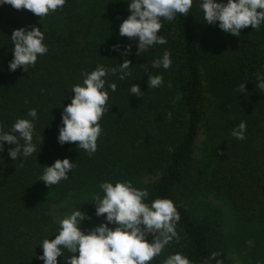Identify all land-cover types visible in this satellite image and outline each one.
<instances>
[{
  "label": "trees",
  "instance_id": "16d2710c",
  "mask_svg": "<svg viewBox=\"0 0 264 264\" xmlns=\"http://www.w3.org/2000/svg\"><path fill=\"white\" fill-rule=\"evenodd\" d=\"M129 2L66 0L63 10L41 20L28 10L0 5V125L9 131L17 119H32L27 116L30 108L37 111L33 121L37 153L12 161L8 149L14 145L6 143L0 152V264H43L35 258L42 255L39 245L59 231L50 213L53 205L67 202L72 210L90 216L80 224L85 232L92 222H105L103 216H95L94 196L103 197L98 185L106 181L113 185L131 181L133 187L146 189V203L156 198L174 202L180 214L176 225L180 239L149 264H163L177 252L192 264L217 260L229 264L216 216L193 209L187 194L194 178L195 142L206 118V93L217 104L210 131L219 136V144L213 149L205 189L244 223L261 228L256 237L239 239L238 247H243L248 261L264 264V92L256 88L257 73H264V25L258 31L249 26L239 37L232 36L218 24H206L200 0H193L189 15L161 21L158 35L167 39L166 44L138 55L131 47V53L122 57L111 46L118 44L123 50L136 40L119 35V25L130 14ZM30 25L44 32L48 52L38 56L34 68L11 72V34ZM165 51L171 53V67L153 68V60ZM124 58L131 61V76L123 81L119 73L106 77L117 89L109 90L110 110L100 120L103 132L96 153L90 157L75 143L60 145L61 113L71 102L73 85L83 84L81 73L98 65L118 67ZM155 75L163 77V85L148 88V76ZM243 82L246 93H239ZM132 84L139 85L143 97L131 96ZM178 94H182L179 100ZM241 121L247 124L243 141L230 135ZM64 158L75 163L69 179L46 187L39 180L43 167ZM213 252L220 255L210 260ZM58 264H65L62 257Z\"/></svg>",
  "mask_w": 264,
  "mask_h": 264
},
{
  "label": "clouds",
  "instance_id": "9594fccd",
  "mask_svg": "<svg viewBox=\"0 0 264 264\" xmlns=\"http://www.w3.org/2000/svg\"><path fill=\"white\" fill-rule=\"evenodd\" d=\"M5 4L16 10H28L41 20L58 10H63L66 0H0V5ZM192 6L193 0H130L127 9L130 14L119 25V35L129 40H137L136 55L152 46L164 45L167 39L158 35L163 27L161 21H172L177 14L187 16ZM199 7L206 24H218L220 30L235 37H239L241 30L249 26L258 31L261 25H264V0H227V3L222 0H200ZM10 39L12 60L8 64V70L11 72L18 68L24 72L30 67L34 68L38 56L48 52L47 45L43 43L44 32L35 25L13 30ZM131 47L129 44L121 50L116 44L111 46V50L127 57L131 53ZM130 64L131 61L124 58L118 67L105 68L98 65L91 72L81 73L83 84L73 85L71 93L74 95L61 113L62 126L59 127L57 137L60 145L75 143L90 157L96 153L97 140L103 132L100 120L110 110L107 103L109 90L115 92L117 89V85L108 83L106 77L119 73V80H125L131 76ZM171 65L169 51H165L161 58L152 62L153 68L165 70ZM256 79V88L264 92V73H257ZM163 82L161 75L148 76V88H159ZM238 92L246 93L244 82L239 85ZM130 93L134 97H143L144 94L138 84H132ZM181 95L178 94L176 99L179 100ZM171 115L169 112V119ZM27 116L32 119H17L9 131H4L0 125V152L4 151L5 143L14 145L8 149L12 161L37 153V147L33 143L36 109L30 108ZM246 130V122L241 121L232 129L230 135L243 141L246 139ZM20 140L24 141L23 145ZM42 141L41 135L40 145ZM74 167L75 163L70 162L68 158L57 159L51 166L43 167L39 180L50 188L68 180V173L72 172ZM98 187L104 195L94 196L95 216H103L105 222L85 232L81 230L80 224L84 220H91L86 213L78 209L68 215H62L59 219L58 234L54 239L46 238L41 242L39 246L42 248V255L36 256V259L43 261V264H58V257H62L65 264H149L174 239L179 241L176 225L180 221V214L172 200L156 198L146 203L148 191L133 187L131 181H118L115 185L106 181ZM109 225L115 227L110 228ZM149 235L152 237L151 241L148 240ZM219 255V252H213L209 259H216ZM163 264L192 262L187 256L177 252L168 255ZM216 264H222V261L217 260Z\"/></svg>",
  "mask_w": 264,
  "mask_h": 264
},
{
  "label": "rangeland",
  "instance_id": "374dc122",
  "mask_svg": "<svg viewBox=\"0 0 264 264\" xmlns=\"http://www.w3.org/2000/svg\"><path fill=\"white\" fill-rule=\"evenodd\" d=\"M131 46L137 49V40H134ZM206 97L209 99L206 103V118L196 139L193 154L194 178L187 186V194H190V205L196 211L203 209L216 216L218 222L217 231L222 236L229 264H254L251 260H247L243 247H238V243L239 239L248 240L251 236L256 237L259 235L261 228L244 223L242 219L224 205L223 201L205 189L207 173L212 163L213 149L219 144V136H213L214 132L210 131V127L217 115V104L208 93H206ZM158 177L159 175L147 178L145 182L153 181ZM72 211L74 210L70 208L67 202H61L53 205L50 213L53 219L59 223L62 215H68ZM101 223L103 222H92L89 226L93 228ZM109 227L114 228L115 226L109 225Z\"/></svg>",
  "mask_w": 264,
  "mask_h": 264
}]
</instances>
